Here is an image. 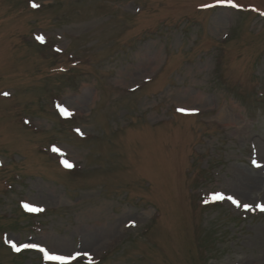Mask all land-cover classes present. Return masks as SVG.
I'll return each mask as SVG.
<instances>
[{
  "label": "rangeland",
  "instance_id": "1",
  "mask_svg": "<svg viewBox=\"0 0 264 264\" xmlns=\"http://www.w3.org/2000/svg\"><path fill=\"white\" fill-rule=\"evenodd\" d=\"M233 3L0 0V264H264V0Z\"/></svg>",
  "mask_w": 264,
  "mask_h": 264
},
{
  "label": "snow or ice",
  "instance_id": "2",
  "mask_svg": "<svg viewBox=\"0 0 264 264\" xmlns=\"http://www.w3.org/2000/svg\"><path fill=\"white\" fill-rule=\"evenodd\" d=\"M219 3L223 4V3H227L229 6L233 7V8H236V7H240L239 5L233 3V0H218ZM32 7H38V5L36 4H33ZM207 7H211V5H207ZM262 15H264V13H262ZM37 39L43 43L44 42V38L43 37H40L38 36ZM57 51H59V49H57ZM4 95H7V93H5ZM60 111L62 112V114H64L65 116H70L71 113L68 112L67 109L61 107L60 108ZM178 111H184L183 109H178ZM54 151H57L56 149H53ZM62 163L64 164V166L66 168H71L73 167L72 164L68 163L67 161H62ZM254 164H256L255 161H253ZM257 167H259V165H256ZM211 200L213 201H216V200H224V199H228L230 200L234 205H236L237 207H243L245 210H250L251 209V206L250 205H247V204H244V205H241V203L234 199L233 197H225L223 196L222 194H215L213 196L210 197ZM206 203L208 201H205ZM261 212H264V205H257L256 206ZM25 208L28 210V211H43L42 208H37V207H34V206H29V205H25ZM11 247L14 251L16 252H20L22 249H27V248H38L37 245L35 244H22L20 246H17L15 243H12L11 244ZM39 251L44 253V258L47 259V260H55V261H60L62 262V264H70V261H73V260H76L77 256L80 255V253H76L75 255H72V256H62V255H50L47 250H45L44 248H39ZM85 255H87L85 253ZM89 260L91 261V258L89 257Z\"/></svg>",
  "mask_w": 264,
  "mask_h": 264
}]
</instances>
